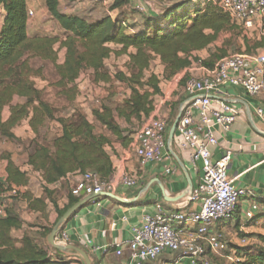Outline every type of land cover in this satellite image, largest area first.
Listing matches in <instances>:
<instances>
[{
	"label": "trees",
	"instance_id": "1",
	"mask_svg": "<svg viewBox=\"0 0 264 264\" xmlns=\"http://www.w3.org/2000/svg\"><path fill=\"white\" fill-rule=\"evenodd\" d=\"M111 1V11L129 5L128 0ZM203 3V9L190 11L184 9L189 2L180 7L174 4L164 8L158 16L144 18L140 31L127 34L125 21L106 16L89 23L61 13L60 0H44L47 13L64 33L60 39L29 37L26 0H0V9L4 13L0 27V135L14 141L13 131L24 121L34 135L27 156L29 172L16 166L9 154H3L5 177L0 182V194L5 185L22 188L20 197L13 201L24 200L28 209L39 213L42 218L47 215L49 202L56 213L55 224L79 199L69 192L66 205L58 209L56 195L48 189L49 186L72 175L92 172L101 181L112 179L113 164L106 150L113 142L109 136L124 146L151 115L153 99L161 96L159 78L149 73L154 61L158 60L163 67V80L167 81L193 64L212 69L218 60L229 54L231 48L240 52L235 42L237 36H234V33L241 34L238 22L213 3L207 0ZM227 34L231 37L225 39L222 46L210 50L221 36ZM252 48L264 49V34ZM58 50L64 51L62 63H58ZM205 50L209 51L205 59L194 55ZM111 56H126L129 72L113 77L106 72L105 61ZM33 59L48 61L54 66L58 78L54 87L60 89L69 103L79 93L78 82L83 70L91 72L93 84L108 85L114 81L128 90L117 108L101 105L92 111L94 121L106 134L95 133L92 123L78 113L71 119L55 118L52 108L42 99L43 90L33 85V76L41 75V70L31 67ZM13 78H16L14 84L6 82ZM187 80L184 77L179 86L183 88ZM48 122H56L59 130L51 144L44 145L38 142L37 137ZM30 174L40 176L41 197H34L29 191ZM54 224L44 228L39 238L24 233L21 239H13L11 232L21 230L23 222L8 207L5 216L0 218V264H59L62 254L44 244ZM258 241L261 247L257 249L245 250L227 244L225 251L233 250L244 256V264H264V235L258 236ZM211 254L207 250V257L214 262Z\"/></svg>",
	"mask_w": 264,
	"mask_h": 264
},
{
	"label": "crops",
	"instance_id": "2",
	"mask_svg": "<svg viewBox=\"0 0 264 264\" xmlns=\"http://www.w3.org/2000/svg\"><path fill=\"white\" fill-rule=\"evenodd\" d=\"M40 1L44 3V0H37V2ZM177 3L179 2L176 0H168L162 7L153 6L152 9L147 11V14H144V18L158 16L164 8ZM35 4L36 0H26L27 11L33 13V17L27 23V35L29 37L38 36L34 33L41 30L35 22V19H37ZM193 4H196L195 8L198 9H203L205 5L203 0H198ZM3 15L4 13L0 9V27ZM237 28H239L238 32L241 33L236 41L240 50L239 54L260 55L264 53V49L252 48L255 42H258L264 34V18L259 22H255L247 30L240 25ZM141 29L142 24L137 28H126L125 33L132 34ZM229 37H231V34L224 35L223 39ZM205 51L194 55L205 59L208 57V54H202ZM161 68L163 71L162 66ZM204 75L203 69L193 64L190 68L174 75L171 79L164 80L166 83L164 90H162V83H160L161 96H159L160 100L155 107L159 108L161 115L168 119L166 145L161 155L162 157H168L169 160L152 161L140 166L136 156L132 153L129 154L128 145L130 140L124 146L114 142V139L112 140L111 153L107 151L111 155L114 169L112 179L126 174L135 176L137 183L131 187L117 184L112 193L98 194L100 196L85 203L63 226L60 233L66 237L64 245L83 250L91 264H124L128 261L126 244L132 238V228L140 225L141 215H154L156 206H160L167 214L179 210L180 202L195 190L201 182L202 165L200 161L194 164L191 163L188 153L180 152L174 145L173 140L169 142L168 132L172 125V107L176 106L177 117L180 106L189 100L188 96L184 94L183 88L179 86L181 80L184 77L200 78ZM216 97L232 105L237 110L238 115L228 132L216 130L217 144L209 147V151L212 160H218L226 152H230L227 176L229 180H232L233 186L242 190L244 195L240 199L234 217L229 221L217 223L213 227V231L221 233L230 247L249 250L253 243L260 244L258 236L264 235V122L255 114L257 108L264 111V94L252 98L247 96L241 88L225 86L221 88ZM152 115L151 113L149 117H152ZM193 116H197L196 111L193 112ZM13 133L17 137L16 132L13 131ZM11 159L18 166L14 158ZM166 166L174 169V173L165 175L164 168ZM21 170L29 171L27 163L26 170ZM33 175L40 179L38 174ZM79 178V175H72L66 180H61L59 183L48 187L56 195L58 209L66 205L70 189ZM29 191L34 197L42 196V193L40 195L34 194L30 187ZM85 197L78 199L80 201ZM47 204V215L42 218L39 213L30 211L24 200L21 199L20 202L12 201L10 207L22 220L23 227L21 230H13L11 237L19 240L24 233L33 236L31 231L34 230L38 231L39 235L44 228H49L54 224L56 213L52 205L49 202ZM251 204H256L259 210L255 212V220L247 221L244 212ZM182 210L185 212L198 211L199 206L197 203H192ZM31 219L37 220L38 225L42 224L41 228L29 227L27 223H30ZM177 228L182 229L181 227ZM191 228L185 227L183 234L190 237L193 233ZM241 235L246 236L245 245L240 243ZM118 246L125 247L122 257L115 256V251L119 249ZM167 255L176 256L169 258ZM214 255L211 254L212 257ZM62 257L63 259L59 261V264H83L76 257L64 254H62ZM178 258V254L164 253L156 261L144 262L143 264H188L187 259H181L177 262Z\"/></svg>",
	"mask_w": 264,
	"mask_h": 264
},
{
	"label": "built area",
	"instance_id": "3",
	"mask_svg": "<svg viewBox=\"0 0 264 264\" xmlns=\"http://www.w3.org/2000/svg\"><path fill=\"white\" fill-rule=\"evenodd\" d=\"M167 1L128 0L133 9L140 13L146 12L149 6L162 7ZM190 1L193 3L198 0ZM207 2L216 5L246 30L264 18V0H207ZM32 17L33 13L27 11L28 21ZM200 67L205 75L200 78H188L183 86V92L189 100L179 108L180 117L173 143L180 152L189 154L191 163L201 162V182L180 202L178 211L167 214L160 206H156L154 215H141L140 225L132 228V238L126 244L128 261L124 264L153 262L164 253L178 254L177 262L187 259L188 264H217L207 257V250L217 254L227 249L223 235L214 232L213 227L234 217L238 200L244 192L235 188L227 176L230 152H226L218 160L211 158L209 147L217 144L216 130L228 132L238 115L232 105L219 100L216 95L225 86L241 88L252 98L264 94V53L228 54L218 60L212 69ZM194 111L197 112V116H193ZM152 114V117H149L133 134L128 145L129 154L136 156L140 166L152 161L169 160L168 157L161 155L166 145L168 119L163 117L160 109L155 106ZM255 114L264 122V111L261 108H257ZM164 173L173 174L174 169L166 166ZM136 183L135 176L126 174L109 181H101L96 175L85 173L72 185L70 194L75 198H81L93 194L112 193L117 184L131 187ZM22 192V188L3 186V192L0 194V218L5 216V210ZM192 203L198 204V211L182 210ZM258 210L256 204H251L244 212L245 219L251 221ZM185 227H192L193 233L190 237L183 234ZM65 239V235L59 233L56 242L65 244ZM240 243L245 245V238H242ZM118 247L115 256L122 257L125 247ZM231 253L236 254L233 250Z\"/></svg>",
	"mask_w": 264,
	"mask_h": 264
},
{
	"label": "rangeland",
	"instance_id": "4",
	"mask_svg": "<svg viewBox=\"0 0 264 264\" xmlns=\"http://www.w3.org/2000/svg\"><path fill=\"white\" fill-rule=\"evenodd\" d=\"M188 2V6H185L184 9L187 11L193 10L196 4H193L191 1ZM111 5V0H60L59 10L65 15L76 16L86 20L89 23L99 21L103 17L109 16L111 19L125 21L126 28H137L142 24L144 14H147V11L153 8V6H149L146 12L140 13L134 10L133 5L129 3V5L126 7L111 11ZM35 9L37 11V19H35V22L39 25L41 30L34 34L43 37H59L62 39L64 37V33L61 31L58 24L47 13L44 3L41 1L37 2L36 0ZM234 36L238 37L236 33H234ZM32 37H34V35ZM237 37L235 38V42L237 41ZM224 40L225 39H223V36H221L218 42L215 43L210 48V50H213L215 47H217V45L222 46ZM233 50L234 48L229 50L230 54L239 53ZM204 53L208 54V51H205L202 54ZM57 58L58 63L63 62V50H58ZM127 63L128 61L126 56L119 58L111 56V58L105 61V71L108 72L112 77L118 73L127 74L129 72ZM30 65L34 70H41L40 76H33V85L36 89L43 90L42 99L52 108L55 118L71 119L76 113H78L86 117V119L92 123L95 133L106 134L104 129L94 121L92 117V111L101 105H107L112 109L120 106L128 94V90L125 87L114 81L108 85L103 83H99L97 85L93 84L91 82L93 77L91 72L89 70H83L82 77L78 82L79 93L77 94L75 100L69 103L61 95L60 89L54 87V84L57 82L58 78L56 76L54 66L50 62L33 59L30 61ZM162 72L163 71L160 63L158 61H154L149 73H154L161 78V88L164 90L166 83L163 80ZM149 73H147V75ZM6 82L14 84L16 82V78L7 80ZM159 100L160 97L153 99V108L154 106L158 105ZM172 109L171 121L173 122L176 117V106L172 107ZM5 115H7V110L5 111ZM58 130L59 127L56 122H48L44 129L40 131V135L37 137L38 142L44 145H50L52 139L58 134ZM14 131L17 135L14 141L6 140L0 135V182L4 179L5 161L2 159L3 154H9L11 158H14L15 163L21 169L26 170L27 156L30 149L29 146L34 139V135L28 130L26 121L22 122ZM109 137L111 140L114 139L112 136ZM107 151L111 153L110 147H107ZM29 181V187L31 191L36 195H40L42 193L41 180L35 175L30 174ZM240 199L238 200V204ZM20 200L21 199H18L16 201L20 202ZM27 225L32 228H41L42 226V224H37V220L33 219H31L30 223H27ZM31 232L34 237L39 238L38 231L34 230ZM44 244L48 245L46 240ZM259 247H261V244L258 243H253L251 246L253 249H257ZM238 250L237 252H241ZM167 256L169 258H173L176 255ZM212 259L217 264H244L246 261L244 256L238 255L237 253L233 255L229 251L217 253L212 257Z\"/></svg>",
	"mask_w": 264,
	"mask_h": 264
},
{
	"label": "water",
	"instance_id": "5",
	"mask_svg": "<svg viewBox=\"0 0 264 264\" xmlns=\"http://www.w3.org/2000/svg\"><path fill=\"white\" fill-rule=\"evenodd\" d=\"M190 0H186L183 2H179L175 5V7H180L182 4H184L185 2H188ZM179 117L180 115L178 114L177 117L175 118L174 122L172 123L169 132H168V140L169 142H172L174 135H175V131H176V127L179 121ZM93 175H96L95 172H92ZM100 195H89L86 196L85 198H83L82 200L78 201L76 204H74L72 207H70L54 224V226L51 229V232L49 233V235L46 238V242L48 244V246L57 251L60 252L61 254L64 255H68V256H72V257H76L78 258L83 264H91L90 260L87 256V254L79 249L76 248L74 246H70V245H64V244H59L56 242V237L57 235L61 232L63 226L65 225V223L79 210L81 209L85 203H87L88 201L98 197Z\"/></svg>",
	"mask_w": 264,
	"mask_h": 264
}]
</instances>
